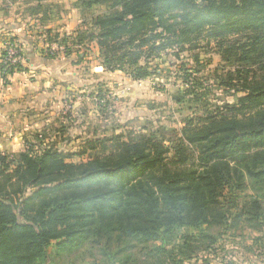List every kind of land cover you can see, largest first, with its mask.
Wrapping results in <instances>:
<instances>
[{
  "label": "trees",
  "instance_id": "obj_1",
  "mask_svg": "<svg viewBox=\"0 0 264 264\" xmlns=\"http://www.w3.org/2000/svg\"><path fill=\"white\" fill-rule=\"evenodd\" d=\"M77 2L82 16L100 11L88 27L64 33L61 41L80 47L94 42L108 71L145 78L146 50L165 44L151 40L189 42L209 28L206 37L214 39L252 33L250 43L231 44L226 53L233 58L240 49L236 61L256 68L239 71L231 86L244 94L228 108L234 113L188 118L171 145L129 133L126 139L89 140L71 153L34 152L32 145L18 155L0 153V264H56L51 248L76 252L79 260L92 251L93 264L97 255L110 264H184L195 256L194 240L208 241L207 247L214 242L208 228L261 218L264 0ZM54 35L48 30L47 41ZM19 70V64L0 63L3 77ZM76 156L81 159L72 160Z\"/></svg>",
  "mask_w": 264,
  "mask_h": 264
},
{
  "label": "rangeland",
  "instance_id": "obj_2",
  "mask_svg": "<svg viewBox=\"0 0 264 264\" xmlns=\"http://www.w3.org/2000/svg\"><path fill=\"white\" fill-rule=\"evenodd\" d=\"M75 3L77 0H0V22L7 26L6 30L10 25L24 24L20 35L26 36L16 41L6 36L8 31L0 32V63L5 57V43L17 45L21 70L16 72L23 73L33 85L26 92L33 97V113L26 111V122L13 115L0 120V153L18 155L31 145L34 152L47 148L71 153L86 147L89 140L117 135L126 139L129 133H144L171 145L181 135L188 118L196 122L211 113H234L228 108L236 106L244 94L231 86L239 71L249 69L251 74L256 66L251 61L248 65L236 61L240 49L233 58L227 57L226 49L231 44L250 43L252 33L214 39L206 37L209 28L198 36H190L189 42L175 43L172 36L155 38L151 41L156 45L165 44L157 50H146L150 73L134 80L123 71L104 69L94 42H84L81 47L70 40L67 45L62 43L64 33L71 35L85 29L91 15L100 11L82 16ZM48 30L51 37L55 33L59 36L47 41ZM0 79L2 86L9 82L8 75L0 74ZM182 95L184 100L178 102L176 98ZM80 159L81 156L72 157L75 161ZM244 201L239 203L244 205ZM261 206L264 208L263 202ZM207 232L214 242L207 247L208 241L194 240L195 256L184 264L262 263L264 215L245 220L237 227L208 228ZM91 252L80 261L76 252L50 250L56 264H93ZM96 259V264L111 262L101 261L98 255Z\"/></svg>",
  "mask_w": 264,
  "mask_h": 264
},
{
  "label": "crops",
  "instance_id": "obj_3",
  "mask_svg": "<svg viewBox=\"0 0 264 264\" xmlns=\"http://www.w3.org/2000/svg\"><path fill=\"white\" fill-rule=\"evenodd\" d=\"M23 26L24 24L10 25V29L6 30L7 26L0 22V32L8 31L9 33H6V36L10 35L14 37L16 41L19 39L22 40V37H26L25 35H20ZM23 75L24 74L21 72H14L8 75L9 82L5 86H2V81L0 79V120H8L9 116L13 115L17 116L22 122H26L25 116L29 115L26 111L30 112L31 109H33V97L31 93L28 95L26 94L27 90L29 91L30 88H33V85L31 87L30 83L25 80ZM49 106L50 105L47 104V107ZM31 113L33 112H30V115ZM26 127L28 126L26 125L25 128ZM12 134H15V132L13 131ZM262 260L261 264H264V258Z\"/></svg>",
  "mask_w": 264,
  "mask_h": 264
},
{
  "label": "built area",
  "instance_id": "obj_4",
  "mask_svg": "<svg viewBox=\"0 0 264 264\" xmlns=\"http://www.w3.org/2000/svg\"><path fill=\"white\" fill-rule=\"evenodd\" d=\"M5 57L3 63L6 65H17L21 62V55L17 45L7 41L4 45ZM8 75V74H7Z\"/></svg>",
  "mask_w": 264,
  "mask_h": 264
}]
</instances>
